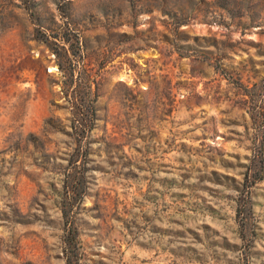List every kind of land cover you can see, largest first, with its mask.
I'll return each instance as SVG.
<instances>
[{"label":"rangeland","instance_id":"1","mask_svg":"<svg viewBox=\"0 0 264 264\" xmlns=\"http://www.w3.org/2000/svg\"><path fill=\"white\" fill-rule=\"evenodd\" d=\"M0 264H264V0H0Z\"/></svg>","mask_w":264,"mask_h":264},{"label":"trees","instance_id":"2","mask_svg":"<svg viewBox=\"0 0 264 264\" xmlns=\"http://www.w3.org/2000/svg\"><path fill=\"white\" fill-rule=\"evenodd\" d=\"M70 232H72V228L70 229Z\"/></svg>","mask_w":264,"mask_h":264}]
</instances>
